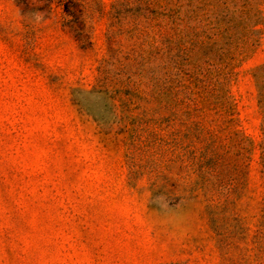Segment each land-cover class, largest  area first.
Returning <instances> with one entry per match:
<instances>
[{
	"label": "rangeland",
	"instance_id": "1",
	"mask_svg": "<svg viewBox=\"0 0 264 264\" xmlns=\"http://www.w3.org/2000/svg\"><path fill=\"white\" fill-rule=\"evenodd\" d=\"M0 264H264V0H0Z\"/></svg>",
	"mask_w": 264,
	"mask_h": 264
}]
</instances>
